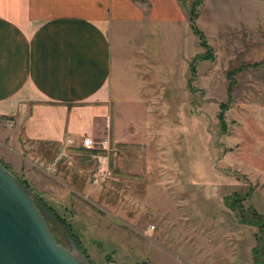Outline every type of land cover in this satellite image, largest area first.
<instances>
[{
    "label": "rangeland",
    "instance_id": "rangeland-1",
    "mask_svg": "<svg viewBox=\"0 0 264 264\" xmlns=\"http://www.w3.org/2000/svg\"><path fill=\"white\" fill-rule=\"evenodd\" d=\"M178 1L182 19L131 23L117 44L131 77L117 75L110 106L130 152L108 140L112 173L93 183L95 161L89 191L49 181L0 115V163L63 218L55 226L44 214L68 249L72 230L89 264H251L264 232V0ZM114 154H131L126 170Z\"/></svg>",
    "mask_w": 264,
    "mask_h": 264
},
{
    "label": "crops",
    "instance_id": "crops-1",
    "mask_svg": "<svg viewBox=\"0 0 264 264\" xmlns=\"http://www.w3.org/2000/svg\"><path fill=\"white\" fill-rule=\"evenodd\" d=\"M183 16L178 0H0V115L16 121L49 181L69 194L91 189L85 136L107 138L116 155L130 152L110 106L117 75L131 77L117 44L131 23ZM116 155L112 167L126 170L131 154Z\"/></svg>",
    "mask_w": 264,
    "mask_h": 264
},
{
    "label": "water",
    "instance_id": "water-1",
    "mask_svg": "<svg viewBox=\"0 0 264 264\" xmlns=\"http://www.w3.org/2000/svg\"><path fill=\"white\" fill-rule=\"evenodd\" d=\"M45 215L57 218L0 163V264H89L72 236L71 248L57 242Z\"/></svg>",
    "mask_w": 264,
    "mask_h": 264
},
{
    "label": "built area",
    "instance_id": "built-area-1",
    "mask_svg": "<svg viewBox=\"0 0 264 264\" xmlns=\"http://www.w3.org/2000/svg\"><path fill=\"white\" fill-rule=\"evenodd\" d=\"M67 141H71V138H67ZM81 147L90 153L95 161V171L92 174L93 183H100V181L106 177H110L112 169L109 164L108 154V139L107 138H95L93 136H85L81 140Z\"/></svg>",
    "mask_w": 264,
    "mask_h": 264
},
{
    "label": "trees",
    "instance_id": "trees-1",
    "mask_svg": "<svg viewBox=\"0 0 264 264\" xmlns=\"http://www.w3.org/2000/svg\"><path fill=\"white\" fill-rule=\"evenodd\" d=\"M196 4V2H195ZM195 17H196V11L194 10V7L192 6L190 8V16H189V19L191 21V24H192V28L194 30V32H197L201 38V43L205 46H207L208 48V45L206 43L205 40H203V34L202 32H200L197 28H196V25L194 23V20H195ZM225 102V101H224ZM224 102H220L219 103V111L217 112V116L219 118V121L221 123V127L224 129L226 128V122H225V119H224V114H225V109H226V104ZM25 186H28L26 183H24L23 181H21ZM235 198V196H234ZM233 198V199H234ZM232 199V198H231ZM236 199V198H235ZM231 201V200H230ZM53 212V211H52ZM245 213V211L243 212ZM242 214V213H241ZM264 221V217H261ZM63 218L62 217H57V220L59 222H63L62 220ZM243 221H248V222H251V219L249 217H247L246 215H242L241 218ZM261 221V219H260ZM257 225H260V226H263V223L262 222H259V223H256ZM67 228H70V226L68 225ZM70 234L74 235V233L72 232V230H70ZM264 232L262 233V230H261V234H260V237L261 239L257 240L256 243H254L253 247H252V263L251 264H262V255H261V250L262 248L264 247ZM75 237V235H74ZM259 237V236H258Z\"/></svg>",
    "mask_w": 264,
    "mask_h": 264
}]
</instances>
